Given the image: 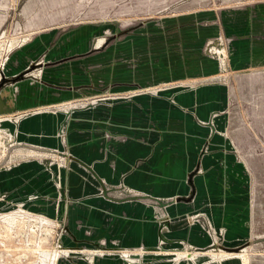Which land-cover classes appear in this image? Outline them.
Instances as JSON below:
<instances>
[{
    "label": "water",
    "instance_id": "water-1",
    "mask_svg": "<svg viewBox=\"0 0 264 264\" xmlns=\"http://www.w3.org/2000/svg\"><path fill=\"white\" fill-rule=\"evenodd\" d=\"M0 264H264V0H0Z\"/></svg>",
    "mask_w": 264,
    "mask_h": 264
}]
</instances>
